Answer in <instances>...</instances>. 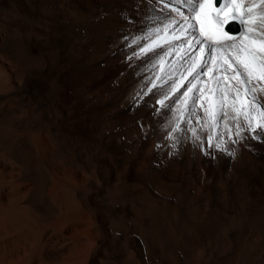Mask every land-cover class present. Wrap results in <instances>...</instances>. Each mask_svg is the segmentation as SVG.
Wrapping results in <instances>:
<instances>
[{
	"label": "bare ground",
	"instance_id": "obj_1",
	"mask_svg": "<svg viewBox=\"0 0 264 264\" xmlns=\"http://www.w3.org/2000/svg\"><path fill=\"white\" fill-rule=\"evenodd\" d=\"M202 2L0 0V264H264V0Z\"/></svg>",
	"mask_w": 264,
	"mask_h": 264
},
{
	"label": "snow or ice",
	"instance_id": "obj_2",
	"mask_svg": "<svg viewBox=\"0 0 264 264\" xmlns=\"http://www.w3.org/2000/svg\"><path fill=\"white\" fill-rule=\"evenodd\" d=\"M162 3L164 4H171L172 0H161ZM233 9H236L239 11L241 9V5L237 2V0H232V4L228 6L221 5L219 9H216L213 7L212 0H203L202 3L199 5V10L196 11L194 19L197 21L199 24V30L201 36L207 37L209 35L208 32H206V27L205 25L207 24L209 28L214 29L216 32H218L220 35L224 36L227 40H234L235 37L228 35L227 32L223 31V26L229 23V14L232 12ZM249 12L252 11V9H248ZM165 18H169L170 13H165L164 14ZM203 17V18H202ZM235 19H240L241 23L248 24L250 21L249 20H243L240 17H234ZM247 31V29H246ZM247 40L246 36L241 37V44L239 46V51L241 53H244V55H238L235 57L236 62L245 70V72L248 74L249 77L253 75L254 67H253V62L257 59L256 56V41H251V47L248 44H245L244 41ZM213 42L214 43H219V41L216 39L215 35H213ZM203 43V41H201ZM233 49H236L237 45L233 44L232 45ZM259 48L261 50H264V42H261L259 44ZM209 54L211 55L212 49H208ZM229 68H232V65L229 63L228 64ZM237 77H233L232 79H237ZM227 79V77H225ZM255 91V89H253ZM154 94V93H153ZM144 97V93H137L133 96L132 102L133 104H137L141 98ZM163 103V102H161ZM172 101H170L167 105H164V107L168 108L170 110ZM262 107H264V103H262ZM155 112H159V109H154ZM224 116H227V113H224ZM262 129H264V125L260 126ZM250 130L252 133V139H259L261 141H264V134H261L257 132L255 128H251L249 125L248 129H245L243 125L237 126V131L235 133L232 132L230 128H226V132L228 135L229 141L232 140V137L235 136L236 138H241L242 132ZM170 132L172 130H169ZM180 139V138H177ZM213 137L209 136L208 137V144L207 148L204 149L203 154L211 157V158H216L218 155L224 154L227 152L230 156L233 155L234 150L231 148H228L225 144H220L216 143L213 145L212 143ZM245 144H247V140L245 139L244 141ZM214 149V151H213Z\"/></svg>",
	"mask_w": 264,
	"mask_h": 264
},
{
	"label": "rangeland",
	"instance_id": "obj_3",
	"mask_svg": "<svg viewBox=\"0 0 264 264\" xmlns=\"http://www.w3.org/2000/svg\"><path fill=\"white\" fill-rule=\"evenodd\" d=\"M191 20H192V19H191ZM191 20H189V19H186V20H185V23H190V24H191V22H192ZM233 23H237V22H233ZM199 46H200V45H199ZM255 126H256V125H255ZM255 126H254L253 128H255V129H256L257 127H255Z\"/></svg>",
	"mask_w": 264,
	"mask_h": 264
}]
</instances>
